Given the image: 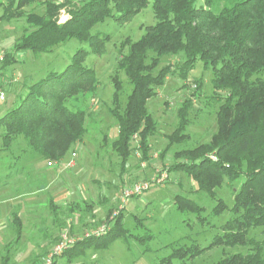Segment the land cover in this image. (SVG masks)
Wrapping results in <instances>:
<instances>
[{
	"label": "trees",
	"instance_id": "16d2710c",
	"mask_svg": "<svg viewBox=\"0 0 264 264\" xmlns=\"http://www.w3.org/2000/svg\"><path fill=\"white\" fill-rule=\"evenodd\" d=\"M149 1L156 22L146 26L137 40L126 38L120 45L116 70L125 73L131 89L122 105L121 83L113 75L108 112L117 122V135L112 149L122 167L135 149L140 151L142 161L148 160V137L156 134L157 122L147 101L170 74L187 80L196 61H201L205 69H211V86L220 99L216 131L208 142L177 151L180 160L169 170L184 171L197 191L212 198H216L215 188L225 177L232 182L242 180L230 207L216 198L212 208L215 215L224 210L232 214L220 226L222 234L205 248L195 243L171 244L172 252L163 260L167 264L174 259L183 262L217 245H239L247 251L226 255L212 264H264V236H249V231L257 228L264 233V0H44L40 2L41 13L24 10L36 0H0V21L24 16L28 25L13 43L12 51L4 54L0 69L17 62L14 53L18 51L50 52L71 38L89 46V50L77 49L61 71H50L24 86V94L20 93L14 105L0 116L2 149L21 135L39 157L59 161L82 139L87 112L74 102L87 94L95 96L98 88L94 69L84 62L89 52L103 53L109 39L108 34L91 30L108 18L117 23L128 21ZM62 8L68 19L59 22ZM164 55L178 59L160 66ZM199 90L200 83L195 92ZM192 107L189 97L179 106L178 123L167 136V147L187 137L185 129ZM173 203L181 212L200 215L203 210L196 201L180 194L174 196ZM11 224L17 242L22 230L19 213H12ZM125 232L119 214L107 232L80 239L61 256L68 253L71 258L85 248H106ZM8 255L2 257L1 264H6Z\"/></svg>",
	"mask_w": 264,
	"mask_h": 264
},
{
	"label": "rangeland",
	"instance_id": "374dc122",
	"mask_svg": "<svg viewBox=\"0 0 264 264\" xmlns=\"http://www.w3.org/2000/svg\"><path fill=\"white\" fill-rule=\"evenodd\" d=\"M41 1L44 0L25 6V12L41 13ZM66 19V9L62 8L58 21ZM155 22L152 2L149 1L124 23L108 18L92 28V33L109 36L103 53L89 52L84 62L96 73L97 93L95 96L87 94L74 102L87 112L86 132L59 161L39 157L21 135L16 136L6 149H2L4 145L0 138V217L4 218L0 224V264L2 257L9 252L6 264H41L64 232L74 245L102 226H106L104 231L107 232L119 214L126 229L124 235L106 248H85L81 254L71 258L68 253L61 256L62 252L53 257L56 264H167L163 258L172 252L174 246L171 244L195 243L205 248L216 235L222 234L220 226L232 214L224 210L215 215L212 208L216 198L230 207L242 179L232 182L225 177L223 183L215 188L216 198H212L204 191H197L196 184L184 171L169 170L170 165L180 160L175 155L177 151L208 142L216 131L215 113L220 99L211 86L210 68L205 69L201 61H196L187 74V80L177 73L170 74L158 88L159 92L157 90V94L147 101V108L157 122L156 142L149 147L152 154L156 153V159L144 168L150 176L143 172L131 175L133 168L141 167L139 150L135 149L127 160L129 164L122 167L120 157L111 146L117 135V122L108 112L114 90L113 75L116 74L121 83L122 105L131 89L125 73L116 70L120 45L126 38L137 40L144 34L145 27ZM27 28L24 16L0 21V65L4 54L12 51L13 43ZM79 48L89 50L86 42L71 38L50 52L35 54L24 50L14 53L17 62L0 69V91L4 92V99L0 100V116L14 105L13 100L20 93L24 94L25 85L38 81L50 71H61ZM125 51L126 48L123 49ZM177 59V56L164 55L160 66L173 64ZM198 83L200 90L195 92ZM188 97L193 107L188 112L187 137L167 147V136L178 123L177 110ZM71 160L74 167L67 166ZM52 165L61 169L60 176L55 177L63 183L61 194L70 192L75 202L56 205L50 203L49 192H43ZM161 173L164 179L152 182L151 179ZM140 181L150 182L149 188L140 195L128 197L123 203V189ZM83 193L88 199L84 202L78 200ZM177 194L188 196L201 205L200 215L177 210L173 203ZM13 212L19 213L22 219L21 236L17 242L14 241L15 230L11 224ZM249 236L261 239L264 233L257 228L250 230ZM246 251L245 246L217 245L199 255L186 257L183 262L174 259L170 264H212L226 255Z\"/></svg>",
	"mask_w": 264,
	"mask_h": 264
},
{
	"label": "crops",
	"instance_id": "0c3cea01",
	"mask_svg": "<svg viewBox=\"0 0 264 264\" xmlns=\"http://www.w3.org/2000/svg\"><path fill=\"white\" fill-rule=\"evenodd\" d=\"M158 92H159V90H158ZM13 102H14V100H13ZM155 136H156V134L148 137L149 147H151L152 144L156 142V140L154 139ZM155 159H156V153H153L152 154V151L150 150L149 153H148V160H145V161L143 160L142 163H140L141 167L139 166L136 169L133 168V171H131L133 173H131V175L132 174H134V175L139 174L140 175L142 172L145 175H148L147 172L144 170V168H145V166H147L146 164L152 163L153 161H155ZM127 164H129V162H127L126 165ZM74 165L72 167H74ZM52 167L53 168H50L52 170L48 169V171L50 170V172H49L50 175H48V182H47V184H45L46 186L43 189V192L44 191L49 192V194L51 196V198H49L50 203L53 202L56 205H66V204H70V202L71 203L75 202V199L71 195L70 192H65V193L61 194L60 188L62 187L63 183H62V181L59 178H57V179L55 178V177H59L60 176L61 169H58L56 166H53V165H52ZM81 172H85V170L84 171H81ZM148 176H150V175H148ZM3 185H4V183H3ZM79 195H81V194H79ZM84 195L85 194L83 193V195H81V198H78V200L79 201L81 200L83 202L84 201H87L88 199ZM3 222H4V218L0 217V224H2Z\"/></svg>",
	"mask_w": 264,
	"mask_h": 264
},
{
	"label": "built area",
	"instance_id": "2783aa9c",
	"mask_svg": "<svg viewBox=\"0 0 264 264\" xmlns=\"http://www.w3.org/2000/svg\"><path fill=\"white\" fill-rule=\"evenodd\" d=\"M4 99V92L0 91V100ZM74 156V153L72 154ZM214 159V157H212ZM67 166H73V160L69 161L67 163ZM164 179V174L161 173L160 175H157L156 177L152 178V182H160ZM150 182L148 181H140L138 183L132 184L129 187H125L123 189V196H122V202L124 203L125 200L134 195H140L143 191L147 190L149 188ZM106 226H102L98 231L92 233L91 235H101L105 233ZM72 240L69 239L66 236V233L61 236V240L52 248L51 252L47 255V257L43 260L41 264H52L53 257L55 255H58L62 253L67 247H69L72 244Z\"/></svg>",
	"mask_w": 264,
	"mask_h": 264
}]
</instances>
